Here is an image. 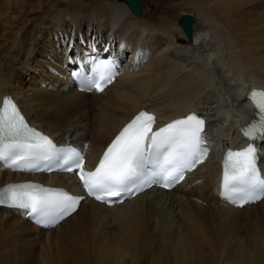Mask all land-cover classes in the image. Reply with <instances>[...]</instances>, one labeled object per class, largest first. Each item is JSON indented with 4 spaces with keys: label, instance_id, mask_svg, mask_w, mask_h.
I'll return each mask as SVG.
<instances>
[{
    "label": "bare ground",
    "instance_id": "obj_1",
    "mask_svg": "<svg viewBox=\"0 0 264 264\" xmlns=\"http://www.w3.org/2000/svg\"><path fill=\"white\" fill-rule=\"evenodd\" d=\"M113 1L0 0V96L15 97L56 140L86 145L89 164L142 107L160 122L188 108L206 112L217 142L174 189L111 207L82 201L53 228L0 207V264H264V198L241 208L223 203L211 158L218 142H238L235 126L251 114L247 87L264 88V0H191V41L176 20L147 22V0L138 16ZM105 43L116 59L129 57L128 69L103 92H76L69 71L90 45ZM22 177L30 178L1 169L0 185ZM37 177L73 183L68 174ZM246 215L257 228H231Z\"/></svg>",
    "mask_w": 264,
    "mask_h": 264
},
{
    "label": "snow or ice",
    "instance_id": "obj_2",
    "mask_svg": "<svg viewBox=\"0 0 264 264\" xmlns=\"http://www.w3.org/2000/svg\"><path fill=\"white\" fill-rule=\"evenodd\" d=\"M107 65H99L98 78L88 91L103 92L111 83ZM257 119L243 128L251 141L240 150H227L223 156L222 195L243 206L264 198V178L258 168L256 141L264 142V91H250ZM154 115L141 111L127 123L104 151L94 170L86 171L84 157L75 150L57 149L53 141L31 127L10 98L0 100V161L14 171H51L39 161L52 162L64 171H77L89 196L102 203L119 202L125 192L143 191L153 183L170 188L184 179L207 157L204 147L205 121L191 113L154 130ZM155 163V167H152ZM83 199L62 189L34 182L11 183L0 188V206L18 210L37 225L53 227L76 211Z\"/></svg>",
    "mask_w": 264,
    "mask_h": 264
},
{
    "label": "rangeland",
    "instance_id": "obj_3",
    "mask_svg": "<svg viewBox=\"0 0 264 264\" xmlns=\"http://www.w3.org/2000/svg\"><path fill=\"white\" fill-rule=\"evenodd\" d=\"M104 1L112 2L113 0ZM146 10L148 11L144 12L143 17L145 16V20L150 22L154 28H162L166 23L176 20L180 14H195L191 0H147ZM198 22L202 21L198 20ZM254 219L255 217L252 215H246L241 219H235L231 223V228H235L237 231L239 229V232L244 234L247 231L257 228Z\"/></svg>",
    "mask_w": 264,
    "mask_h": 264
},
{
    "label": "water",
    "instance_id": "obj_4",
    "mask_svg": "<svg viewBox=\"0 0 264 264\" xmlns=\"http://www.w3.org/2000/svg\"><path fill=\"white\" fill-rule=\"evenodd\" d=\"M125 4V6L129 9V11L138 16L141 14L142 5L145 3V0H118ZM192 17L188 14L180 15L176 23L181 27L185 37L188 41L192 40L191 37V24H192Z\"/></svg>",
    "mask_w": 264,
    "mask_h": 264
}]
</instances>
